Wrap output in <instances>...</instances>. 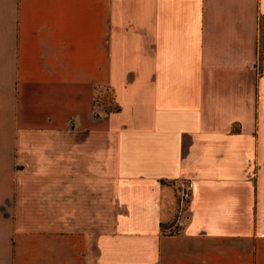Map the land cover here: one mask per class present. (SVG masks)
Returning <instances> with one entry per match:
<instances>
[{"label": "crops", "instance_id": "1", "mask_svg": "<svg viewBox=\"0 0 264 264\" xmlns=\"http://www.w3.org/2000/svg\"><path fill=\"white\" fill-rule=\"evenodd\" d=\"M0 264H264V0H0Z\"/></svg>", "mask_w": 264, "mask_h": 264}, {"label": "built area", "instance_id": "2", "mask_svg": "<svg viewBox=\"0 0 264 264\" xmlns=\"http://www.w3.org/2000/svg\"><path fill=\"white\" fill-rule=\"evenodd\" d=\"M194 181L193 180H184L182 190L178 197V207L176 215L170 226L166 229L169 233L179 232L182 227L185 225V222L188 218V211L191 206L192 195L194 191Z\"/></svg>", "mask_w": 264, "mask_h": 264}]
</instances>
